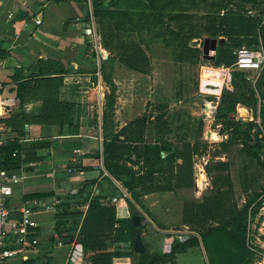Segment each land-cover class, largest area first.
Instances as JSON below:
<instances>
[{"label": "rangeland", "instance_id": "1", "mask_svg": "<svg viewBox=\"0 0 264 264\" xmlns=\"http://www.w3.org/2000/svg\"><path fill=\"white\" fill-rule=\"evenodd\" d=\"M218 1H185L168 12L188 13L189 16L179 23L170 22L166 16L169 25L164 26L172 29L181 27L189 33H197L200 37L190 40L188 46L184 44L185 41L178 38L175 32L156 24L125 30L122 34L126 41L125 49L130 46L133 49L135 45H140L143 49L145 56L140 63L144 71L127 65L117 46H113V55L109 58L108 50L103 47L101 35L99 38L101 42L98 52L101 56L99 70L103 86L104 108L102 114L96 115L99 118L95 121L98 124L100 121L102 135L109 132L114 135L130 123L126 126V134L121 137V140L126 139L129 142L132 140L133 146H138L141 150L151 146L156 151L161 150L165 157L179 151L184 155H191L187 160L184 157L176 158L171 168L163 173H156L153 191L147 193L143 188H137L142 196L135 201V205L139 209V214L143 216V228L153 227L154 222L161 228H169L175 234L184 237L186 234H194L188 233L193 226L186 223V220H190L193 215L207 216L208 213H213L221 217L223 207L220 204H206L204 201V198L215 193L211 190L212 179L206 171L207 163L211 161L229 160L230 166L226 172L231 176L239 206L245 202L247 196L245 187H250L249 191H253L254 185L264 184V171L249 153H240L238 145H229L226 149L221 146V142L229 135L224 131L227 118L218 117L219 105L224 92L234 91L235 75L239 74L242 83L248 84L254 91L256 103L251 105L253 107L238 103L236 111L231 113L229 119L244 122L256 121L261 124L260 109L264 105V69L261 73H257L238 70L233 64L230 66L215 64L214 59L219 48L228 39V36L221 34L215 36L209 33L213 27L218 28L220 25V20L214 18L225 13L218 8ZM236 2L238 4L230 7L234 17L231 20L232 24L238 31L252 29V36L248 38L259 37L258 47L261 45L264 47L261 35L264 30V0H236ZM95 25L100 34L98 23ZM212 38L218 39L215 54L211 51L205 52L206 41ZM245 38L247 37L241 35L234 36L235 40L227 45H231L234 52L240 47H254L248 44ZM91 41L94 45L93 40ZM93 51L97 52L95 48ZM212 55L214 58H209ZM105 75L112 77L117 89L115 98L111 100L109 99L111 87L106 82ZM110 101H112V107L107 108L109 117L104 131L103 113ZM137 119L143 120L144 123L138 126L134 123ZM133 133L136 138H132ZM196 146L199 149L195 151ZM261 153L264 155L263 150ZM101 161L102 168L105 170L103 159ZM190 162L192 163L190 168L183 167ZM143 165L145 162L134 166V169L140 168L144 173L146 168ZM182 170L186 174L192 171V175H188L192 182L188 183L185 179L180 186L176 173H181ZM93 176L97 178L99 172L93 173ZM168 186L174 187V190H169ZM229 186L226 184L225 189ZM213 207L215 210L212 212ZM119 209L116 207L117 214L123 216L121 218L126 219L132 216L129 199L125 209ZM76 210L75 208L66 218L68 222L66 221L65 225H77L81 221L83 216L78 210L76 213ZM120 211L123 212L120 213ZM255 211L250 210L247 217V238L248 243L255 247L258 259L262 260L264 257L262 252L264 249V205L258 214ZM216 221L212 218L208 219L211 224ZM46 231L53 230L49 228ZM44 239L46 240L45 236ZM17 259L18 257L10 258V264ZM254 264H264V260L261 263L256 261Z\"/></svg>", "mask_w": 264, "mask_h": 264}, {"label": "trees", "instance_id": "2", "mask_svg": "<svg viewBox=\"0 0 264 264\" xmlns=\"http://www.w3.org/2000/svg\"><path fill=\"white\" fill-rule=\"evenodd\" d=\"M83 1L88 2V0ZM185 1L194 2L195 0H92L93 16L99 25L102 44L108 50L109 58L113 55V46H117L120 48L121 57L127 65L134 69L144 71L145 69L142 68L140 63L145 56L142 47L135 45L133 49L132 46L125 49L126 41L122 34H124L125 30L129 31L131 28L138 29L148 25L153 26L156 24L165 29L169 28L170 31L175 32L179 39L185 41L184 44L188 46L190 40L200 37L197 33H189V31H185L181 27L179 29L164 27L169 25L168 21H166V16H168L170 22L176 21L178 23L189 16L184 11L168 13L171 8L183 4ZM235 4H238L236 0H219L217 3L218 8L224 10L225 13L219 14L214 18L215 20H220V25L218 28L213 27L209 33L215 36L220 34L228 36V39L219 48L217 56L214 59L217 66H230L236 62L237 57L232 50V46L227 45L230 41L235 40L234 36H246L247 43L254 46L252 47L254 49L258 48L259 45V37L248 38V36H252V29L238 31L232 24L231 20L234 17L230 7ZM87 18L89 20L90 14H88ZM261 35L264 45V30H262ZM89 46L93 48L91 43H89ZM94 56H96L95 52ZM45 63L49 65L48 74H63L66 72L63 68H56L57 64L53 61H47ZM50 76L52 75H49V78L44 79L43 82L52 86L54 81L58 80V77L53 78ZM21 78L19 74L15 76L16 80H21ZM105 80L111 87V93L109 95V99L111 100L113 97L115 98L116 85L110 75H105ZM233 83L235 87L234 91L227 90L224 92L219 105L218 117L227 118L225 121L226 129L224 131L229 135L226 140L221 142V146L223 149H226L229 145H238V151L242 154L249 153L256 161V164L260 165L264 171V155L261 153L262 150L264 151V105L260 109L261 124L256 121L244 122L229 119L231 113L236 111V105L238 103H244L249 106L256 103L254 91L249 88L248 84L242 83L239 74L234 76ZM28 84H31V81L19 83L18 97L21 101H24L21 88ZM56 103V106H59L63 110H54L52 112L44 111L41 116L36 119L34 118V120L41 123L53 124L59 122L63 124L64 112L62 111L70 110L73 104L63 103L58 99ZM110 107H112V101L104 109V131L109 117L107 108ZM30 120L27 117L22 120L23 129L25 123H30ZM6 123L12 131L17 130L21 133L16 138L9 140L2 147L1 155L3 166L8 169L22 168L24 164H29L36 158V155H33L34 152L32 153L31 151L35 147L33 145L32 147H27L24 143L20 142L21 138L25 139V130H20L18 126L11 125L7 121ZM70 123L73 124V120ZM134 123L141 126L144 122L141 119H137ZM126 126L114 135L111 132L104 133L102 153L99 150L95 155L103 156L106 172L119 182H122V186L131 196L129 200L130 206L132 207L135 205V201H138L142 196L141 191L137 190V188L141 187L147 193L153 191L155 186L153 182L156 178V173H163L171 168L176 158L180 159L184 157L187 160L191 155L187 156L179 151V153L173 152L171 155L165 157L161 150L156 151L151 146H147V148L141 150L138 146H133L132 140L130 142L126 139L124 141L121 140V137L126 134ZM134 134H132V138H136ZM48 142V140L40 141L42 145ZM198 149L199 147L196 146L195 151ZM143 162H145L143 167L146 168V172L142 173V169L140 168L137 170L134 169V166L141 165ZM191 165L192 163L190 162L183 167L190 168ZM229 166V160L211 161L206 166L207 174L212 179L211 190L215 193L204 198V201L206 204H220L223 207L221 217L215 216L213 213H208L207 216L201 214L193 215L190 220H186V223L196 227L198 234H186L184 237L175 238L169 251H152L146 245L147 251L145 253H136L133 244L137 236L138 228L133 225L132 216L126 219L119 218L116 206L101 205L102 194L92 196L91 188L96 183V179L94 181L87 180L75 194H69L66 197L57 195L55 191L50 190L27 194L23 198L24 200H28L32 198L58 197L61 200L55 212L57 225L55 230L56 234L52 237L53 240L58 238H71L73 240L74 233L68 234L63 229L66 223L65 219L76 208L81 216H83V220L79 222V236L80 243L83 246L84 259L90 261L89 264H107L112 258L123 256L134 258L135 264H177L179 254L186 253L191 248L202 246L206 253L207 263L209 264H254L259 259L255 247L248 243L246 221L250 210H256L255 213L258 214L264 205V184L254 185L252 187L254 189L253 191H249L250 187H245L247 196L245 202L239 206L235 197L236 191H234L231 176L226 172ZM26 169L30 170L31 167L29 166ZM191 170L189 174H186L183 170L181 173H176L180 186L183 185L185 179L188 183L192 182L188 178V175H192ZM226 184L230 186L225 189ZM168 188L169 190H174L172 186H168ZM86 205V210L84 208L81 209L82 206L85 207ZM77 210L75 211L76 213H78ZM214 210L215 207L211 211L213 212ZM209 218L217 221L211 224L208 222ZM140 228L143 231L142 215ZM115 242H129V251L124 252L117 249L108 252L101 251L109 244H114ZM263 250L262 252H264ZM25 263L52 264L50 261L43 263L40 260L31 258L25 261Z\"/></svg>", "mask_w": 264, "mask_h": 264}, {"label": "crops", "instance_id": "3", "mask_svg": "<svg viewBox=\"0 0 264 264\" xmlns=\"http://www.w3.org/2000/svg\"><path fill=\"white\" fill-rule=\"evenodd\" d=\"M37 19L42 22L37 24ZM91 20L97 24L93 16L92 0H0L1 91L3 97L15 101L13 106L4 111L3 118L5 122L25 130V139L21 138L20 142L27 147L33 145L35 148L31 151L36 155L32 160L35 166H30V175L14 188L13 208L21 206L23 197L31 193L53 190L57 195L66 197L87 180L96 179L91 189L96 188L103 196L119 194L122 189L102 168V156L95 155L99 150L102 153L103 149L100 121L98 124L95 120L99 118L96 115L103 112L104 99L99 70L100 55L96 52L94 56L93 48L89 46L92 39L85 34V28ZM47 61L55 62L56 68H63L66 72L48 74ZM17 74L22 77L21 80L15 79ZM49 75L58 77L52 86L43 82ZM25 81H31V84L21 88L24 99L21 101L18 88L19 83ZM57 99L73 104L70 110L62 111L63 124L34 120L44 111L63 110L56 106ZM26 117L31 120L25 123L23 129L22 120ZM15 131L11 129L7 132L9 140L21 133ZM42 140L49 142L42 145ZM27 167L29 164L22 166ZM95 172H99L97 178L93 176ZM118 196L116 207L124 210L130 194ZM84 209H87V205ZM118 217L123 216L118 213ZM37 218L41 224L39 244L28 253L30 258L43 263L50 261L52 264L66 261L70 257L72 244L65 242L66 238L52 239L56 234L55 212L42 211ZM77 225H64L63 231L75 234L80 223ZM49 228L53 231L47 232ZM142 238L152 251H169L173 240L180 236L153 222V227L143 228ZM129 245V242H115L100 250L108 252L117 249L126 252L130 249ZM262 260L257 261L261 263ZM19 262L17 259L11 264ZM177 262L207 264L203 246L179 254ZM107 264H135V261L130 256H123L114 257Z\"/></svg>", "mask_w": 264, "mask_h": 264}, {"label": "built area", "instance_id": "4", "mask_svg": "<svg viewBox=\"0 0 264 264\" xmlns=\"http://www.w3.org/2000/svg\"><path fill=\"white\" fill-rule=\"evenodd\" d=\"M36 22L40 24L42 21L37 19ZM85 34L91 37L94 42L93 48L98 53L101 42L99 39L100 34L95 27L94 21L90 22L88 27L85 28ZM234 53L237 57L236 62L233 64L236 69L257 73H261L264 69V47L262 45L256 49L240 47ZM100 60L101 56H99ZM1 68L2 63L0 62V76L2 75ZM1 89L2 84L0 82V264H8L12 257H18L20 261L18 264H23L30 259L28 253L39 244L41 224L37 216L42 211L56 212L57 205L61 200L58 197L32 198L23 200L22 205L17 208L12 207L15 186L24 182L31 171L26 168L8 169L3 166L1 149L9 141L7 132L11 130L3 115L8 107L15 104V101L14 99L3 97ZM29 166H35V163H29ZM110 177L116 180L114 177ZM116 182L122 188L118 192L119 194L103 196L101 205L116 206L119 203L118 195L128 194L122 184L118 180ZM76 192L77 190H73L72 194ZM97 194H100V192L96 188L93 189L92 196ZM79 233L80 229L78 228L75 231L73 240L71 239L72 249L70 257L58 264H89V261L84 259Z\"/></svg>", "mask_w": 264, "mask_h": 264}, {"label": "water", "instance_id": "5", "mask_svg": "<svg viewBox=\"0 0 264 264\" xmlns=\"http://www.w3.org/2000/svg\"><path fill=\"white\" fill-rule=\"evenodd\" d=\"M217 42H218L217 38L208 39L206 41V45H205V52L211 51L213 54H215L216 49H217ZM192 44H194V42ZM209 58H214V57L212 55L211 57L209 56ZM77 119H78V115H76V117H75L76 122H77ZM131 213H132L133 225L138 228L137 229V236H136V238L134 240V244H133L134 251L136 253H145L147 251V247H146V244L142 238V231L140 228L141 215L139 214V209L137 208L136 205L131 207ZM190 231L192 233H196V234L198 233V229L196 227H190ZM65 242L71 243V238H66Z\"/></svg>", "mask_w": 264, "mask_h": 264}]
</instances>
